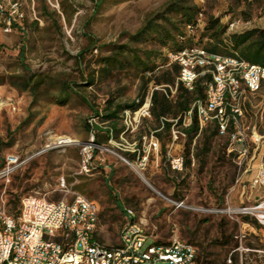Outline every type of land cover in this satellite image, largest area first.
Wrapping results in <instances>:
<instances>
[{
    "label": "rangeland",
    "instance_id": "rangeland-1",
    "mask_svg": "<svg viewBox=\"0 0 264 264\" xmlns=\"http://www.w3.org/2000/svg\"><path fill=\"white\" fill-rule=\"evenodd\" d=\"M171 1L22 0L24 18L11 31L4 29L8 3L3 4L0 98L12 105L0 107V167L9 154L24 162L9 180L0 179V200L16 209L29 194L49 200L82 194L99 204L98 238L108 245L120 243L124 208L132 207L150 236L147 245L153 239L180 238L197 247L198 264H264V225L253 213L229 211L264 201V185H255L251 178L257 172L253 167L261 163L259 156L250 161L247 172L239 171L238 154L230 151L228 137L213 135L210 129L209 141L203 136L193 141L187 164L186 136L176 134L181 126L160 129L152 114L128 128L123 113L117 127L124 125L125 130L118 136L111 132L101 144L86 129L87 122L98 124L95 129L106 136L112 122L94 116L95 110L104 112L109 98L114 104L131 103L154 88L152 73L145 76L127 65L106 74L99 66L115 44L128 43L148 19L161 17ZM194 4L200 8L197 24L192 32L189 27L186 31L194 33L195 40L200 37V44L212 41L210 32L205 33L211 17L226 24L228 33L264 29V0ZM172 16L173 24L160 18L157 22L184 29L181 15ZM154 35L135 44L155 51L149 65L164 61L167 52ZM159 71L158 67L154 72ZM91 79L93 84L87 82ZM67 87L72 89L69 96L58 101L56 96ZM245 106L249 132L254 128L264 136V88L250 94ZM60 137L73 142L59 144ZM92 139L93 168L87 172L81 146ZM170 155L184 157L182 170L172 168Z\"/></svg>",
    "mask_w": 264,
    "mask_h": 264
},
{
    "label": "built area",
    "instance_id": "built-area-1",
    "mask_svg": "<svg viewBox=\"0 0 264 264\" xmlns=\"http://www.w3.org/2000/svg\"><path fill=\"white\" fill-rule=\"evenodd\" d=\"M5 2L8 3V10L4 29L11 31L24 18L22 0H0V13L5 10ZM168 58L170 63L180 65L175 90L169 85L170 98L177 91L178 81L192 89L200 76L205 73L212 75L207 84L206 99L194 104L200 128L212 121L217 123L220 134L230 140V151L238 154L239 171L249 170L250 161L259 156L261 163L252 181L255 185L264 184V136L254 128L249 132V127L244 123L247 97L262 89L264 67L237 54L210 53L200 47L170 51ZM153 89L137 110L124 111L128 128L134 125L133 122L138 126L143 117L151 115ZM136 101L140 102V99ZM5 103L12 105L11 100L7 102L0 98V107ZM188 115L191 120V110ZM176 134L185 135L178 130ZM71 142L67 137L58 139L62 145ZM157 144L158 139L154 141V145ZM93 150V139L81 146L83 169L87 172L93 168ZM169 161L173 169H183L182 155L171 156ZM23 162L19 155H6L0 167V179L9 180ZM258 207L264 209V201L244 208L243 212L255 214L264 225V218L253 212ZM99 229L100 206L82 194H77L71 200H49L29 194L22 198L16 209L0 200V264H198L197 247L189 241L173 238L160 242L153 239L147 245L150 236L132 207L125 208L118 245L102 242L98 238Z\"/></svg>",
    "mask_w": 264,
    "mask_h": 264
},
{
    "label": "trees",
    "instance_id": "trees-1",
    "mask_svg": "<svg viewBox=\"0 0 264 264\" xmlns=\"http://www.w3.org/2000/svg\"><path fill=\"white\" fill-rule=\"evenodd\" d=\"M194 2L195 0H172L169 2L165 7L164 13L159 15L161 17H157V15L155 18L148 19L145 25L130 36L128 43L115 44L111 53L102 58L101 66H99V71L106 74L112 69L117 67L124 68L127 65L142 70L145 76L148 73H152L149 79H154V86L161 85L162 87L154 88L152 91L151 114L158 121V128L160 129L170 131L173 125L176 126L175 124L181 126L180 133H184L186 136V153H184V157H186L187 164L190 162L188 158L194 150L192 146L194 140L203 136L204 141H209L210 129H212L210 133L213 135L220 134L215 121L209 122L200 128L196 105H194L198 101L206 99L207 84L211 81L212 75L205 73L203 76H200L192 89L185 86L181 81H178L177 92L174 97H168V95H171L169 85L174 86L176 84L180 74V65L178 63L168 64L169 58L167 52H177L186 47H200L210 53L223 55L237 54L242 59L264 67V29L252 28L241 32L228 33L226 24H220L217 18L211 17L207 23L205 33L210 32L208 36L212 41L207 45L200 44V37L196 41L194 33L186 31L187 27H189V31L192 32L197 24L196 16L200 8ZM172 14L176 16L181 15L184 21V29H181L177 25L172 29L157 22V19L160 18L168 24H173ZM153 34H155L153 38L157 39L161 46H167V52L164 53V61L158 62L156 65H149L151 54L155 51L143 49V47L135 44L146 41ZM158 67L160 71L158 73L154 72ZM87 82L93 84L94 80L91 79ZM67 88H62L56 96L58 101L64 102L69 96L72 89L67 90ZM262 88H264V84ZM146 93L147 91L139 97L140 102L134 100L126 104H114L113 98H109L105 103L104 112L101 113L95 110L94 116L100 117L103 121L112 122L107 127L106 136L99 134L97 131L100 128L98 124L94 125L87 122L86 129L94 133L95 143L101 144L104 139L107 140L111 132L116 133L117 136L120 135L125 130L124 125L117 127L118 120L122 118L121 115L126 109L137 110L144 100ZM190 110L191 120L188 124L184 125V122L189 117L188 112ZM157 134L159 133L157 132ZM202 148H204V145H202Z\"/></svg>",
    "mask_w": 264,
    "mask_h": 264
},
{
    "label": "bare ground",
    "instance_id": "bare-ground-1",
    "mask_svg": "<svg viewBox=\"0 0 264 264\" xmlns=\"http://www.w3.org/2000/svg\"><path fill=\"white\" fill-rule=\"evenodd\" d=\"M138 171L140 172V174H141L142 178L145 180V182H147L152 187V185L149 183V181L142 174V171H140V170H138ZM197 209H199V208H197ZM199 210L205 211L206 209L200 208ZM229 211L233 212V213H238V212H243V209L235 208V209H231ZM253 212L257 213L260 217L264 218V209L263 208H261V207L254 208Z\"/></svg>",
    "mask_w": 264,
    "mask_h": 264
},
{
    "label": "crops",
    "instance_id": "crops-1",
    "mask_svg": "<svg viewBox=\"0 0 264 264\" xmlns=\"http://www.w3.org/2000/svg\"><path fill=\"white\" fill-rule=\"evenodd\" d=\"M258 166H259V164H257V165H256L255 167H253V168H254L255 170H257V169H258ZM247 171H248V170H247ZM247 171H246V172H247ZM251 178H252V177H251ZM251 178H250V179H251ZM260 185H264V184H260Z\"/></svg>",
    "mask_w": 264,
    "mask_h": 264
}]
</instances>
